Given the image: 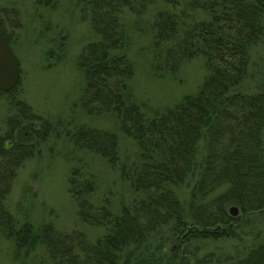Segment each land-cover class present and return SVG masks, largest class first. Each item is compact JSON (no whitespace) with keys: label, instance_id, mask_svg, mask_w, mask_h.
<instances>
[{"label":"trees","instance_id":"1","mask_svg":"<svg viewBox=\"0 0 264 264\" xmlns=\"http://www.w3.org/2000/svg\"><path fill=\"white\" fill-rule=\"evenodd\" d=\"M155 1L78 0L81 16L96 34L77 58L85 76L83 112L114 115L136 142L134 157L120 159L114 131L80 125L67 132L74 147L117 168L141 196L115 210L110 192L99 193L98 179L85 161H78L67 179L77 215L104 232L91 241L79 230L58 231L52 223L39 228L19 223L6 198L17 169L39 152L53 125L14 98L10 105L16 110L0 126V235L17 249L41 245L49 264H157L134 251L156 238L160 244H183L197 237H229L234 233L231 223L237 220L227 211L230 204L241 213L264 210V83L257 92L241 88L249 49L264 42V0H163L165 6L145 25L151 31L153 72L174 76L196 56L204 58L207 72L195 94L148 115L130 86L135 67L127 53L130 33L123 14H138ZM0 32L9 43L1 21ZM18 84L8 94H14ZM193 176L188 221L174 188ZM217 189L222 190L214 194ZM226 264H264V242Z\"/></svg>","mask_w":264,"mask_h":264},{"label":"rangeland","instance_id":"2","mask_svg":"<svg viewBox=\"0 0 264 264\" xmlns=\"http://www.w3.org/2000/svg\"><path fill=\"white\" fill-rule=\"evenodd\" d=\"M55 1V6H45L33 0H0V21L20 71L17 91L0 93V126L2 128L5 118L16 110L10 105L15 99L24 101L32 112L53 125L52 133L40 144L39 152L17 169L6 204L19 223L29 222L34 228L52 223L58 231L79 230L94 241L104 229L88 225L78 217L77 205L68 190L70 169L78 161H85L86 169L98 179L99 193L110 192L115 210L140 197L141 193L130 188L117 168L110 167L92 152L74 147L67 132L80 125L116 132L121 160L133 158L138 148L121 130L114 115L88 116L83 112L80 97L85 76L77 66V58L96 34L81 16L78 0ZM162 1L156 0L138 14L129 11L123 14L130 33L127 53L135 67L130 86L135 100L148 115L172 107L185 95L195 94L207 72L202 56L186 61L174 76H158L153 72L149 52L151 31L145 25L157 8L165 6ZM139 25L144 26V30H139ZM263 83L264 42H260L249 49L247 76L241 88L248 93L257 92ZM262 141L264 155V132ZM194 180L193 176L174 188L188 221L191 220L193 205L189 201ZM221 190L217 189L214 194ZM231 207L236 208L235 215L230 213ZM227 211L237 217L231 223L234 233L229 237H197L183 244H160L157 242L160 239L156 238L134 253L140 251L157 264H226L264 242V210L241 213L236 205L230 204ZM172 246L176 251L171 250ZM40 261L49 264L41 245L28 250L17 249L11 240L0 235V264H39Z\"/></svg>","mask_w":264,"mask_h":264},{"label":"water","instance_id":"3","mask_svg":"<svg viewBox=\"0 0 264 264\" xmlns=\"http://www.w3.org/2000/svg\"><path fill=\"white\" fill-rule=\"evenodd\" d=\"M20 71L16 56L10 44L0 32V91L9 92L17 84ZM232 215L237 213L235 207L229 209Z\"/></svg>","mask_w":264,"mask_h":264}]
</instances>
